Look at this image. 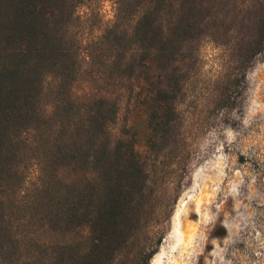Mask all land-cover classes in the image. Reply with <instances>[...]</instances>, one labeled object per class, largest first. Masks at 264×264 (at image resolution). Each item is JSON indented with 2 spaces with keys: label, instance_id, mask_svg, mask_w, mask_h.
I'll use <instances>...</instances> for the list:
<instances>
[{
  "label": "trees",
  "instance_id": "trees-1",
  "mask_svg": "<svg viewBox=\"0 0 264 264\" xmlns=\"http://www.w3.org/2000/svg\"><path fill=\"white\" fill-rule=\"evenodd\" d=\"M101 2L0 0V264H126L159 166L187 151L182 66L205 38L229 43L238 5L250 34L237 54L264 51V0L250 22L245 0H112L96 26ZM95 57L100 73L148 87L144 153L116 131L117 97L74 94Z\"/></svg>",
  "mask_w": 264,
  "mask_h": 264
},
{
  "label": "rangeland",
  "instance_id": "rangeland-1",
  "mask_svg": "<svg viewBox=\"0 0 264 264\" xmlns=\"http://www.w3.org/2000/svg\"><path fill=\"white\" fill-rule=\"evenodd\" d=\"M245 2L250 22L254 0ZM99 7L91 16L96 26L114 17L112 0ZM244 8H236L228 44L205 38L182 66L178 112L187 151L177 164V157L165 158L159 166L165 169L157 177L149 220L128 249L126 264H264V51L252 63L237 54L235 42L250 34V24L241 23ZM100 71L96 57L84 62L74 94L117 97L116 131L133 135L144 153L148 87ZM169 150L179 152L177 146ZM177 231L182 241L173 252Z\"/></svg>",
  "mask_w": 264,
  "mask_h": 264
},
{
  "label": "bare ground",
  "instance_id": "bare-ground-1",
  "mask_svg": "<svg viewBox=\"0 0 264 264\" xmlns=\"http://www.w3.org/2000/svg\"><path fill=\"white\" fill-rule=\"evenodd\" d=\"M185 204H186V199H183L181 201L180 207L178 208V210L176 212V215H175V225L180 223V212H181L182 208L185 206ZM175 240L176 241L173 243V248H172L173 252H176L177 250H179L180 244H181V241H182V237L178 234V231H177V237H176ZM158 261H162V259L159 258ZM158 263L160 264V262H158Z\"/></svg>",
  "mask_w": 264,
  "mask_h": 264
}]
</instances>
